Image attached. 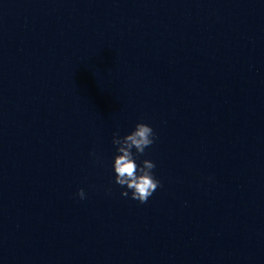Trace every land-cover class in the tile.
<instances>
[{
    "label": "clouds",
    "instance_id": "obj_1",
    "mask_svg": "<svg viewBox=\"0 0 264 264\" xmlns=\"http://www.w3.org/2000/svg\"><path fill=\"white\" fill-rule=\"evenodd\" d=\"M154 142L153 128L143 122L137 123L135 128L123 137L118 131L113 133L112 143L116 146L118 153L114 157L113 164L115 183L127 189L121 192L122 196L128 197L131 192V199L141 204L147 203L157 188L161 186L160 181L153 174V169L156 167L153 161L144 159L139 165L136 162L139 156L144 155L145 149ZM76 195L81 200L86 198L83 188L78 189Z\"/></svg>",
    "mask_w": 264,
    "mask_h": 264
}]
</instances>
